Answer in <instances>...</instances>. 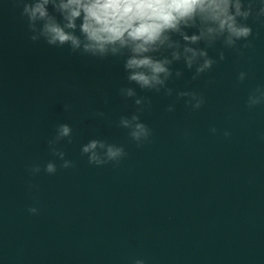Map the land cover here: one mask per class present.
<instances>
[{"label": "water", "instance_id": "water-1", "mask_svg": "<svg viewBox=\"0 0 264 264\" xmlns=\"http://www.w3.org/2000/svg\"><path fill=\"white\" fill-rule=\"evenodd\" d=\"M252 42L188 85L206 98L199 111L180 101L166 113L172 98L140 92L153 101L141 117L153 138L137 148L114 126L134 110L117 92L122 65L32 44L14 0H0V264H264V106H245L264 84V25ZM239 71L249 78L237 85ZM96 110L105 118H92ZM58 123L74 129L66 151L76 167L30 178L29 165L53 159ZM92 138L127 156L89 165L80 147ZM37 201L39 215H29Z\"/></svg>", "mask_w": 264, "mask_h": 264}, {"label": "clouds", "instance_id": "clouds-1", "mask_svg": "<svg viewBox=\"0 0 264 264\" xmlns=\"http://www.w3.org/2000/svg\"><path fill=\"white\" fill-rule=\"evenodd\" d=\"M14 3L32 44L43 42L51 48H67L73 55L122 65L126 83L117 92L123 100L131 102L134 110L121 115L114 126L126 130L137 148H143L153 138L152 129L141 118L152 110L153 101L151 96L140 92L172 98L164 109L166 113H174L180 101L190 113L199 111L206 98L188 85L224 62L227 52L242 56L244 50L251 49L254 25H264V0H14ZM177 64L183 67L177 68ZM185 71L191 73L185 88L171 86L184 77ZM248 78V72L239 71L236 84H243ZM245 106L249 110L264 106V84L249 91ZM63 107L65 112L72 110L70 103ZM91 116L104 119L106 114L96 110ZM108 124L113 126L112 121ZM209 131L215 135L219 130L213 126ZM188 135L186 131L185 136ZM223 136L230 137L231 131L223 130ZM73 137L72 125L56 124L47 141L53 159L29 165L28 176L55 175L59 169L75 168L76 162L67 158L66 151ZM80 153L94 167L119 166L127 156L123 145L101 138L89 139L81 145ZM28 188L33 190L37 186L29 182ZM38 204L37 201L30 205L27 213L39 215ZM132 264L146 261L136 258Z\"/></svg>", "mask_w": 264, "mask_h": 264}]
</instances>
